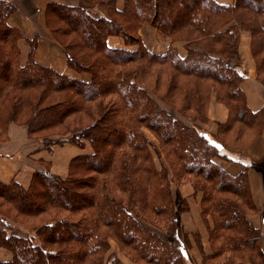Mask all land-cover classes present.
<instances>
[{
    "label": "trees",
    "instance_id": "16d2710c",
    "mask_svg": "<svg viewBox=\"0 0 264 264\" xmlns=\"http://www.w3.org/2000/svg\"><path fill=\"white\" fill-rule=\"evenodd\" d=\"M113 1L107 4L113 6ZM113 9L125 23L134 21L138 26L149 22L168 34L185 30L193 35L185 39L189 41L185 56L180 57L173 48L163 55L147 51L138 37L132 39L127 27L109 15L94 16L82 6L49 2L45 16L65 25L54 27V31L74 35L75 40L64 44V49L68 51V66L90 75L83 81L37 63L33 50L38 38H24L6 17L0 16V117L5 116L0 130L5 131L8 122L19 121L18 105H22L26 109L18 115L26 117L22 122L30 134L51 130L77 116L70 123L72 135L65 140L79 147H84L87 140L92 148V152L70 159L65 178L47 169L49 161L39 160L45 167L33 172L27 188L15 180L0 182V198L11 203L19 215L34 216L46 207L66 213L36 232L19 234L2 226L0 247L11 252V259L0 264H107L102 253L109 237L129 247L139 258L180 264L179 259L187 257L177 233L181 226L171 222L167 227L175 243L168 244L134 214L135 207L142 215L151 211L166 220H177L168 175L154 166L149 149L152 144L140 131L142 126L158 137V151L172 167L175 180L191 174L200 178L202 184L198 187L204 190L202 214L210 216L213 223L210 233L226 238L230 253L256 250L264 264V250L258 241L261 232L256 234L247 219V214L255 210L245 170L248 164H243L239 174H228L214 161L215 157L231 160L222 152L227 141L208 138L206 131L195 124L171 116L141 85L135 71L126 66L134 61L146 63L140 58L165 61L184 76L215 83L217 96L230 113L227 122L218 123L220 132L232 130L237 140L234 143H249L262 130L264 107L249 109L241 89L245 72L223 54L224 50L235 53V40L231 41L234 25L248 27L253 33L254 49L264 53V0H236L230 5L215 0H125L124 7L114 3ZM246 14L250 17L243 22ZM215 18L231 19V28L214 29ZM225 35L228 38H223ZM109 36H120L127 46L138 47H110L106 43ZM22 38L32 44L24 63L19 62L17 43ZM197 39H203V43ZM217 43L219 51L214 49ZM261 81L264 84L263 77ZM62 141H45L43 148L51 151ZM0 221L6 226L10 223L2 218Z\"/></svg>",
    "mask_w": 264,
    "mask_h": 264
},
{
    "label": "rangeland",
    "instance_id": "374dc122",
    "mask_svg": "<svg viewBox=\"0 0 264 264\" xmlns=\"http://www.w3.org/2000/svg\"><path fill=\"white\" fill-rule=\"evenodd\" d=\"M43 1L46 0H41L39 3ZM108 1L109 0H59V2L65 4H79L78 6L81 5L87 8L94 16L100 14L109 15L114 19L116 23L122 24L125 28L127 27L128 35L131 36L132 39L138 37V39L141 40L142 46H144L147 51L153 54H166L169 48L175 49L178 54L177 47H179V50L184 51V54H186V47L189 43L188 40L193 38V35H190L185 30L177 32L174 31L172 34H168L159 30L156 26L149 22H143L138 26H136L134 21H131L130 24L125 23L123 21L124 18L115 14V11L113 9L114 3L120 8L124 7L125 0H114L113 6L111 5L112 7L107 4ZM39 3H36V0H0V16L1 18L6 17L7 21L13 22L14 26L12 27L18 29L19 32V27L23 31L25 30V32L28 33H30L32 30H35L37 33L34 36H36L38 39H42L43 42V47H41L39 50L42 56L55 59L57 64H59L60 66H64L69 72L77 73L78 76L82 75V78L84 79L80 80L87 81L90 77L87 72H76L68 66L66 56L68 51L64 49V44L70 43L71 41L73 42L75 40L73 33H68L63 30L62 32L60 30L58 32H55L53 29L54 27L61 25L63 28L65 25L58 23L51 16L46 17L45 9L48 3H46L44 6H39ZM8 4L12 5L11 8ZM248 14H246L243 18V22H248L247 17H250ZM216 20L219 22L215 21L214 29L223 30L231 28V19ZM232 30L234 32L233 34H231V41L234 43L235 40V53L224 50L225 53L223 55L227 58L228 62H230L234 66H237L240 70H243L245 72V76H247L249 72L245 68L246 66L242 57V53L245 51V48H247L254 68L253 73L255 75H252L254 76L252 78L255 82L258 83V85L260 84L264 88V84L261 81V78H264V53H257L261 52V50L254 49L255 41L253 39V33L248 27L238 28L236 25L233 26ZM109 37L121 38L124 46L123 49L132 50L138 47L136 44L127 46L124 42V39L120 36ZM195 38H197V36ZM223 38L228 37L227 35H225ZM185 39L188 40L186 41ZM198 39L196 40L198 41V43H203V39ZM23 40V42H25L24 45L27 50L28 56V52L31 49L32 44L31 42L27 43L25 39ZM244 41H247L248 45H243ZM37 42L36 44L34 42L35 49L33 50V55L34 53H36V51H38ZM152 48L156 49L157 51H152ZM219 48L220 43L215 44L214 49L219 51ZM63 57L65 58V60L63 59ZM140 59L141 62L146 63H142L140 65V63L134 61L132 63L126 64V66L130 70L135 71V73L133 74L141 79V85L147 88L155 102L159 103L160 107L164 108L166 112H168L174 118H177L187 124H195L198 128H200V130L210 132L212 136L221 141H223V139L227 141L225 148L223 150L221 149L224 153L229 145H238L237 143H234L237 142V140H235V133L232 130L227 132V134L222 133L220 132V129L218 127L219 122L210 123L208 119V108L212 99H215L216 102L221 103L226 108L228 116L225 122H227L230 117L228 106L220 101L217 96L219 89L215 83H209L202 79L184 76L171 68L165 61L162 62L147 60L146 58ZM19 62L22 63L21 50ZM139 69L141 70V72L136 75ZM111 101L112 99H110V102ZM18 108L19 113L26 109L22 105H18ZM18 114L17 120L19 121L8 122L5 131H2L4 129L0 130V145L9 141L10 137L8 129L9 126L13 124L16 127L14 130V135L18 138H23L29 143V145H38L43 147L45 141L64 140L62 141L63 143L71 144L79 148L80 150H84L85 146L88 145V148H90L89 152H92V148L87 140L84 141V147H79L73 142L65 140L67 137L72 135L71 129L73 127V124L70 123L73 121V118H78L77 116H73L72 118L67 119L66 124L56 126L51 130H43L35 134H30L28 132L27 125L25 124V122H22L26 119V117L23 115L22 118L21 116H19L20 114ZM4 118V115L0 117V125L2 124ZM87 121L88 120L86 119L85 122ZM263 130L264 124L262 125L261 132ZM140 131L143 132L147 140L150 142V144H152L149 146V149L154 166L156 167V169H163L168 175L167 179L170 185V197L171 200H173V209L175 212L174 217H176L177 220L175 221L171 218H168L166 220L165 216L153 215L151 214V211H148L146 215H142L138 213L134 207V214H137L138 216L137 220L145 224L152 234L157 237L163 238V240L168 244L175 243L173 242L172 235L168 231L167 227L171 225V222L175 223V225L178 223L181 226L179 230H177L176 228L175 229L179 234V239L184 244L187 252V257H182V259L180 258V264H263L261 262V259L259 258V252L257 253L256 250L252 252L245 251L238 254L230 253L226 248V238H220L219 234L217 235L214 232L212 234L210 233L209 228L213 226V223L210 219V216H204L202 214L203 204L201 202V198L204 195V190L198 187V184H202L200 178H197L191 174L184 175L182 178L175 180L172 167L165 158L163 152H160V149L158 151V148H160L158 137L155 135V133H153L146 127L142 126L140 128ZM62 142L56 143L54 145L63 146ZM0 150L2 149L0 148ZM20 151H23V149H20ZM69 161L66 172L62 176L54 174L50 171L51 162H49V164L47 165V169L55 176L65 178L68 174ZM39 164L40 166H42V169L43 167H45L44 164L40 162ZM259 167L262 166L259 165ZM252 212L253 211L249 212L248 214ZM62 215L63 217H65L66 213L62 212V210L59 209L46 207L42 212L36 213V215L34 216L25 217L17 214L16 211L12 208L11 203L3 201L0 198V219L2 218L10 222L9 225L6 226L0 221V228L2 226L8 227L14 233L24 234L26 232H36L35 230L38 227L44 226L46 222H55L54 220L58 217H61ZM248 221L253 226L256 234L259 231L261 232L260 240L258 241L262 247V250H264V212L259 214L258 222H256L257 226H255L249 219ZM178 224L176 225V227L178 226ZM102 229L103 231H108V229H105L104 227ZM212 235L214 237L213 239ZM107 243L108 246L102 253L103 260L106 261L107 264H161L160 262L154 263L152 262V260H146L147 258H139L133 250H131L127 246L121 245V243L113 237H109L107 239ZM177 243L178 242H176V244ZM2 250L6 251L7 249L0 247V252H3Z\"/></svg>",
    "mask_w": 264,
    "mask_h": 264
},
{
    "label": "crops",
    "instance_id": "0c3cea01",
    "mask_svg": "<svg viewBox=\"0 0 264 264\" xmlns=\"http://www.w3.org/2000/svg\"><path fill=\"white\" fill-rule=\"evenodd\" d=\"M41 0H36V3ZM59 0H46L38 5L44 6L46 3ZM220 4H233L236 0H215ZM79 5V4H78ZM81 6V5H80ZM83 7V6H82ZM39 10V9H38ZM10 26H14L13 22L7 21ZM16 26V25H15ZM20 32L24 38H32L37 32L32 30L30 33L23 31L20 27ZM22 40V41H21ZM18 41L19 48L21 50V61L25 62L27 57V50L21 39ZM107 43L110 47L123 48V42L119 37H108ZM38 51L34 53V60L48 67L53 68L59 73L79 78L82 75L77 73H71L64 66L57 64L56 60L53 58H46L42 56L39 52L40 48L43 47L42 39H38ZM248 45L247 41H244L243 45ZM178 55L183 57L184 51L179 50ZM152 51H157L152 48ZM61 57V56H60ZM245 68L248 70L247 76L243 79L241 83V89L246 97V102L251 111H258L264 107V88L257 82L253 80L252 75H255L254 68L250 59L247 48L242 53ZM65 60V58L63 57ZM87 80V79H85ZM227 110L221 104L212 99L208 108V119L210 123L214 122H225L227 119ZM15 125H10L9 141L2 143L0 145V182H9L11 180L17 181L22 187L26 188L31 180L32 174L35 170L42 169L39 164V160H46L51 162L50 171L54 174L64 175L70 158L89 152L88 145L85 146L84 150L68 144L63 143V146L53 145L51 147V152H48L42 146L29 145V143L23 138H18L14 135ZM24 133V132H23ZM208 138H211L210 132H206ZM8 148V149H7ZM26 148V149H24ZM23 149V151H20ZM225 154L232 159L231 161H226L224 159L215 157L214 161L220 165L228 174L235 176L244 170L243 164H248L246 170L248 186L250 190V195L252 202L255 206V210L247 215V218L255 225L258 222V217L260 213L264 212V130L260 132L251 142L229 145L225 150ZM239 160V161H237ZM261 165L262 167H259ZM261 217V216H260ZM260 221V220H259ZM211 226V225H210ZM264 227V226H263ZM196 229V228H194ZM206 234V232H205ZM0 252V262H5L11 259V254L7 250H2ZM9 254H8V253Z\"/></svg>",
    "mask_w": 264,
    "mask_h": 264
},
{
    "label": "bare ground",
    "instance_id": "6f19581e",
    "mask_svg": "<svg viewBox=\"0 0 264 264\" xmlns=\"http://www.w3.org/2000/svg\"><path fill=\"white\" fill-rule=\"evenodd\" d=\"M211 137V136H210Z\"/></svg>",
    "mask_w": 264,
    "mask_h": 264
}]
</instances>
